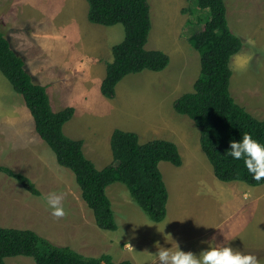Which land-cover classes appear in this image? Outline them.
Here are the masks:
<instances>
[{"label":"rangeland","instance_id":"obj_1","mask_svg":"<svg viewBox=\"0 0 264 264\" xmlns=\"http://www.w3.org/2000/svg\"><path fill=\"white\" fill-rule=\"evenodd\" d=\"M33 1L35 4L27 0H0V31L11 40L14 49L20 37L19 52L24 56L26 69L37 84L45 83L55 112L68 104V96L88 87L90 95H82V103L78 102L71 120L63 126L64 135L83 141L85 158L98 170L112 162L109 140L116 129L135 133L140 144L154 140L175 144L182 166L177 168L166 162L158 166L168 192L162 222L150 221L132 201L126 187L113 183L106 192L118 228L115 232L99 229L81 198L73 173L57 164L52 151L36 134L23 98L0 72V165L28 178L39 192L35 197L15 180L0 174V227L31 230L51 244L69 247L84 257L109 255L113 263L159 264L149 254L155 255L159 246H167L166 240L174 233L182 251L187 241L188 245L201 249L199 239H202L206 244L229 246L244 255L255 256L258 264H264V185L244 184L251 190L247 203L255 208L238 211L236 217L228 213L219 218L217 209L207 208L208 203L221 201L223 196L218 192L233 182L215 178L200 148L199 129L186 116L176 114L172 106L181 95L193 91L198 79L199 54L190 46L189 39L203 29L208 11L187 0H148L151 30L145 49L163 52L169 57V64L162 72L143 71L124 77L116 86L115 98L106 99L99 89L81 82L86 66L91 63L84 60L77 64L62 63L71 60L66 53L72 50L62 36L50 32L57 30V23H50L49 12L31 18L33 9L41 8L43 12L49 5ZM54 1L51 0L50 8ZM223 1L227 24L243 41L240 52L230 60L229 93L236 104L264 121V0ZM76 6L77 21L88 34L85 43L95 44L92 48L100 53L109 51L112 60L111 48L123 40V26H94L86 18V1L76 2ZM67 14L66 9L61 18ZM28 19L40 24L36 31L40 35L35 36L33 43L27 41L33 28ZM107 55L100 57L99 62L108 61ZM105 66L98 65L103 74ZM53 192L63 194V217L53 216L46 204V197ZM170 224L172 230L168 235L154 236L158 229L166 232ZM169 248L175 250V245ZM194 254L199 256L201 252ZM5 264L34 262L18 256L5 259Z\"/></svg>","mask_w":264,"mask_h":264},{"label":"trees","instance_id":"obj_2","mask_svg":"<svg viewBox=\"0 0 264 264\" xmlns=\"http://www.w3.org/2000/svg\"><path fill=\"white\" fill-rule=\"evenodd\" d=\"M207 10L203 29L190 39L199 54L200 72L193 91L177 98L172 106L176 114L186 116L199 129V144L218 181L243 182L248 186L264 185L255 180L242 160H234L228 151L230 142L242 140L245 133L264 143V121L251 116L235 103L229 93L232 71L230 60L243 47V41L232 33L226 20L223 0H187ZM87 19L91 24L112 27L122 25L123 40L111 48L112 60L106 64L105 77L99 91L106 99H114L116 86L131 74L143 71L162 72L169 57L158 50H146L151 30L148 0H86ZM0 72L19 94L30 112L34 130L49 147L57 164L70 170L80 195L91 211L96 226L103 231L118 228L106 188L113 183L124 185L132 201L154 222L166 217L168 192L159 164L182 166L175 144L154 140L140 144L135 133L114 130L110 137L112 162L98 170L86 159L83 141L71 140L63 126L71 120L74 109L53 112L46 88L37 84L27 71L24 59L15 52L0 31ZM0 174L15 180L33 196L39 192L25 176L0 165ZM28 257L34 264H131L113 263L109 255L88 258L69 247L55 246L31 230L0 227V264L11 257Z\"/></svg>","mask_w":264,"mask_h":264},{"label":"crops","instance_id":"obj_3","mask_svg":"<svg viewBox=\"0 0 264 264\" xmlns=\"http://www.w3.org/2000/svg\"><path fill=\"white\" fill-rule=\"evenodd\" d=\"M27 1H29L31 4H35L33 0H27ZM42 2H46L49 4L47 6L46 10L42 12L41 8L33 9L31 11V18H36V17L41 16V15H43V16L48 15V12H49L50 23H53V22L57 23V28H56L57 30L56 31H50V32L51 33H57L58 35L62 36L67 41V43L69 44V46L72 50L70 53L69 52L66 53V55L70 56L71 60L66 61V62L64 60V62H62V63H76L77 64L79 60H84L86 63H91L88 66H86V68H85L86 74L81 77V82L84 85H85V82L88 84H91L92 87H94L96 90L99 89L100 85H101V83L105 77V73L103 74V69L99 70L98 65H100L103 68L105 64H107L108 62L111 61V57H110L109 51H107L106 53H100L99 50H94L92 48V47H94L95 44H92L90 42L88 45L85 43V40H86L85 36L88 34H87L86 28L84 26H81L79 24V22L77 21L78 10H77V6H76V2L83 3V0H56V2L54 1L55 5L51 8H50L51 0H46V1L41 0L40 3H42ZM66 9L68 10L69 14H67V17L61 18L62 14L64 13V11ZM87 14H88V4H87ZM86 18H87V15H86ZM28 20L30 21L33 28H30V32H29L30 35H28L27 41L33 43L35 36L38 34V33H36V31L38 28H40V24H39L38 20H36V21L31 20V19H28ZM87 21H88V19H87ZM27 31L28 30H26V32ZM41 33H43V31ZM25 35H27V34L25 33ZM38 35H40V34H38ZM8 42L10 43L11 48L14 51H17L22 56V58L24 59V56L22 55V53L19 52V45H21L20 37H19V39H17V49L13 48L11 40H9ZM35 44L41 45V44H39V42H37ZM95 49H99V48L95 47ZM107 53H108L107 57L109 56V60L105 61V63H100L99 62V60H101L100 57L105 56ZM26 55H28V53H26ZM65 58H66V56H65ZM90 59H93V60H90ZM24 61H25V59H24ZM29 63H32V62L30 61ZM104 70H106V66H105ZM63 74L66 76V71ZM40 85L45 87L47 90V86H45V83H41ZM83 94H86V95L89 94L90 95V92H89V89L87 86H83L79 91L77 90V92L75 91V93H72L70 96H68V100H69L68 104L62 105L61 106L62 109L59 111H62V110H64V108H68V107H71L73 109L77 108L78 102H80V104L82 103L81 98H82ZM72 99H76L77 101L72 102L73 101ZM49 102H50V99H49ZM50 105H51V108H53L52 109L53 112H55V108H54L55 106L52 104V101H51ZM59 111H57V112H59ZM57 112H55V113H57ZM63 129H64V127H63ZM110 137H111V135H110ZM96 140H98V138H96ZM109 145H110V140H109ZM82 147H84V145ZM242 183L243 182L231 183L233 185H229L228 188H225V189L218 192L220 195L223 196L221 198V201L217 202L216 204H209L208 203L206 205V207L212 211L217 209V211H218L217 216L219 218L221 217V215H222V217H224L225 215H228V213L233 214L236 217V213L238 211L245 212V211H249V210L255 208V207H253L247 203V201L249 200L248 195L251 193V190L248 187L244 186L245 183H243V184ZM262 192H264V187L262 189ZM206 207H205V209H206ZM206 214H207V212H206ZM236 225H237V222L235 223L234 230L237 229ZM154 229H156V228H154ZM158 230H159V232H157V234H155L154 236L162 235L164 233L167 234V232L169 230H172L171 224L167 227L166 232H164L162 229H158ZM140 238H141V234H139L137 239L140 240ZM192 240H193V238H192ZM199 241L202 244V248L199 249L200 252L202 253L209 246V244H206L202 239H199ZM176 242H177V237L175 236L174 233L173 234L171 233L169 235V238L165 242V244L167 246H159V247L169 248V247L175 245ZM187 242L184 245V250H185L184 252H192L194 254V253L199 251V250H197V247L190 246V245H188L189 243H187ZM150 246H152V245H150Z\"/></svg>","mask_w":264,"mask_h":264},{"label":"clouds","instance_id":"obj_4","mask_svg":"<svg viewBox=\"0 0 264 264\" xmlns=\"http://www.w3.org/2000/svg\"><path fill=\"white\" fill-rule=\"evenodd\" d=\"M227 153L234 160H242L255 180L264 179V143L245 133L242 140L230 142V150ZM63 198V194L55 192L46 197V204L55 217L65 215L62 205ZM149 256L154 257L159 264H258L255 256L244 255L229 246L213 244H209L208 250L203 251L199 256L180 250L177 243H175V250L159 247L155 255L149 254Z\"/></svg>","mask_w":264,"mask_h":264}]
</instances>
